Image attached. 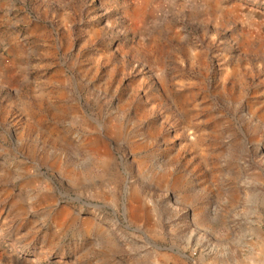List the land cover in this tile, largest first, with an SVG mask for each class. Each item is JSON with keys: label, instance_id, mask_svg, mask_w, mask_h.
Here are the masks:
<instances>
[{"label": "rangeland", "instance_id": "374dc122", "mask_svg": "<svg viewBox=\"0 0 264 264\" xmlns=\"http://www.w3.org/2000/svg\"><path fill=\"white\" fill-rule=\"evenodd\" d=\"M0 264H264V0H0Z\"/></svg>", "mask_w": 264, "mask_h": 264}]
</instances>
